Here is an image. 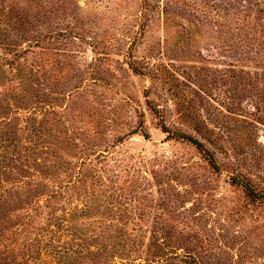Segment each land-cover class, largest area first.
<instances>
[{
  "label": "rangeland",
  "instance_id": "374dc122",
  "mask_svg": "<svg viewBox=\"0 0 264 264\" xmlns=\"http://www.w3.org/2000/svg\"><path fill=\"white\" fill-rule=\"evenodd\" d=\"M254 1L209 0L242 10L264 43ZM22 2L0 0L14 25L0 26V57L25 52L18 63L41 95L18 98L19 67L0 82V154L19 157L0 180L19 190L6 212L14 228L32 217L26 234L53 228L57 244L106 230L101 264H264V202L232 183L240 172L264 192V66L225 33V12L143 26L142 0ZM162 124L203 142L219 167ZM87 201L98 213L81 211Z\"/></svg>",
  "mask_w": 264,
  "mask_h": 264
},
{
  "label": "trees",
  "instance_id": "16d2710c",
  "mask_svg": "<svg viewBox=\"0 0 264 264\" xmlns=\"http://www.w3.org/2000/svg\"><path fill=\"white\" fill-rule=\"evenodd\" d=\"M15 5L9 8V10H19L22 7L23 0H13ZM70 0H45L46 4L54 3H61L60 6L66 4V2ZM143 1V12H142V25L144 26L147 22L151 21L152 19H160L164 24H169L173 22L177 15L183 16L184 20H188L192 22L191 17H196L200 22L205 20H210L216 18L214 15L213 10L218 11L221 10L225 12L226 22L223 24L225 33L230 36L231 40L239 46L240 50L244 53H251L255 54L256 57H253L252 60H255L257 64H261L264 66V43L261 39L251 36L252 32L256 31L250 24L246 22H241V12L237 14H232L228 7L223 5H217L214 7L213 4H210L209 0H193L190 3V0H142ZM199 1V2H198ZM30 2V1H29ZM34 2V0H32ZM255 2V1H254ZM203 4V8H201V4ZM257 5H262L261 11H264V0H256L255 2ZM30 4H32L30 2ZM1 5V3H0ZM67 5V4H66ZM4 7L0 8V26L2 24H8V26L14 29L13 23L10 21V13L8 20L1 17L4 15ZM52 11V10H51ZM55 11V12H54ZM52 13L57 16V19H65L68 13L63 14L61 11L54 10ZM10 12V11H9ZM220 14V12H219ZM39 14L34 15V22L35 26H39L37 22L39 20ZM250 14H244L243 20L248 21V17ZM74 17V16H73ZM31 21V19H29ZM204 20V21H205ZM217 20V19H216ZM40 21V20H39ZM184 26V25H183ZM38 37L40 40L43 37V33L39 32ZM22 53H15L13 58H8L6 56L0 57V82L5 81L9 78V74H13V71L20 68L19 79L20 83L19 86H16V94L18 98H22L23 100H29L28 102L33 101V97H39L40 92L35 91V88L27 83L28 80L31 79L30 74L32 72H23V68L18 63V60L22 56ZM128 57H133L131 51L128 53ZM130 68L135 73L142 74L144 73L143 68L137 66L135 62L131 60L128 61ZM9 67V68H6ZM22 69V70H21ZM245 72V70H241ZM249 71V70H248ZM251 73V72H249ZM35 76V74H33ZM31 81V80H30ZM27 102V103H28ZM257 107V106H256ZM36 109V108H34ZM162 129L165 133L168 134L167 137H176L182 140H186L191 142L208 160L210 165L213 168H218L217 160L213 153L210 152L207 148H205L203 142L194 138L191 135L184 134V133H172L168 129L165 124H162ZM7 135V133H5ZM148 135V134H145ZM4 140H7L4 139ZM3 147L5 145H2ZM32 149V148H31ZM18 153H21L18 151ZM0 157L3 160H0V180L2 175H5V161L14 162V159L19 160L18 156H15L13 153L6 151L4 154H0ZM232 183L235 185L240 186L245 195L250 199L252 202H264V192L258 190V188L254 185L252 180L243 175L242 173H237L236 175L232 176ZM1 184V182H0ZM11 187H4L3 190H0V264H51L47 260L42 259V255L44 251H47L48 256L54 258L56 264H78L81 260L84 261L87 258H90L93 263L101 264V261L106 258L105 254L109 256V247L104 245L100 242V236L105 235L107 232L106 230L100 231L99 233L95 234L93 240H89L86 237H80L76 231H72L70 235L72 236L73 240L80 239L79 242L71 243L69 240H65L64 242L61 241L62 235L58 236V243L57 244V233L53 228L46 229L44 227H39L40 235H42V239H32L27 235L30 229V222L32 221V217L27 222L24 223H17L19 228H14L15 223L13 224L12 219L6 215V212L12 203L17 202L18 198L16 196L19 195V190L16 188L9 189ZM1 189V186H0ZM57 192L55 189L51 190L49 193V197H52ZM84 207L81 211L84 212H92L98 213V208L92 202L84 203ZM45 223L51 225L52 219L47 217ZM54 225L57 224L53 223ZM17 229V230H16ZM70 230V229H68ZM46 234L49 235V239L45 240ZM20 236H22L20 238ZM101 243L103 248H98L97 251H93L91 246L94 243ZM59 245V246H58ZM157 263V262H156ZM153 264V263H152ZM155 264V262H154ZM164 264V263H159Z\"/></svg>",
  "mask_w": 264,
  "mask_h": 264
}]
</instances>
